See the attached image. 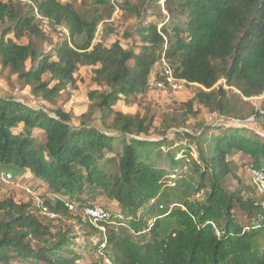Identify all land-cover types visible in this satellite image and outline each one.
Here are the masks:
<instances>
[{"label": "trees", "instance_id": "1", "mask_svg": "<svg viewBox=\"0 0 264 264\" xmlns=\"http://www.w3.org/2000/svg\"><path fill=\"white\" fill-rule=\"evenodd\" d=\"M25 1L0 3L2 69L16 77L21 90L29 87L34 98L52 105L63 91L77 88L81 68L92 69L97 89L88 93L90 105L77 126L62 108L46 112L0 96V174L30 173L61 198L44 201L60 218L71 215L66 199L102 194L128 215L152 216L154 223L140 232L133 225L114 230L102 222L103 233L85 221L106 238L112 264H264V195L247 199L242 195L247 189L230 193L225 188L227 178L235 177L229 160L235 153L251 158L254 170H264L259 135L237 127L214 135L212 127L203 126L199 135L176 133L173 147L150 144L137 137L151 134L154 118L117 109L120 102L135 105L146 96L164 59L177 79L200 87L180 105L183 117L197 118V103L223 118L255 116L264 129V114L251 105L248 115L237 114L239 105L229 91L217 87L223 79L240 92L241 105L264 95V0H165L170 27L145 20L148 6L154 5L157 18L163 14L157 0L139 8L128 1L118 7L98 1L108 17L115 10L139 17L134 49L119 41L111 47L96 43L98 14L86 16L61 0ZM35 8L51 24L66 27L69 37L41 29ZM50 35L59 41L45 52ZM23 39L28 43L21 44ZM95 120L119 138L93 126ZM20 125L24 130L14 132ZM36 129L44 136L41 147L32 139ZM207 190L204 200L194 199ZM236 208L247 214L248 226L236 217ZM40 217L33 200H0V264H81V255L65 241H55Z\"/></svg>", "mask_w": 264, "mask_h": 264}, {"label": "rangeland", "instance_id": "2", "mask_svg": "<svg viewBox=\"0 0 264 264\" xmlns=\"http://www.w3.org/2000/svg\"><path fill=\"white\" fill-rule=\"evenodd\" d=\"M34 2L40 0H33ZM100 0H71L69 5L73 6L79 13L89 15H99L101 22L98 27V40L106 47H111L114 43L120 42L125 49H134L136 47L135 29L140 22L139 17L133 15L125 10H115L112 17H108L106 7L97 4ZM110 4L116 5L122 2L128 1L133 7H141L144 1L147 0H106ZM155 1V0H153ZM157 8L162 9V15L157 18V10L154 7L148 6V16L145 19L147 22H156L158 24L166 23L172 26L173 21L168 16V13L164 9L165 0H157ZM23 5H27L24 1H21ZM35 4V3H34ZM36 5V4H35ZM151 7V8H150ZM2 29L0 28V34ZM59 41V37L50 35L48 42L43 46L45 52H48ZM21 44H27L28 40L23 39ZM158 68V66H157ZM159 70V68H158ZM157 70V71H158ZM92 69L81 68L77 74V88L66 89L62 92L59 98L56 100V104L52 105L43 102L40 99L34 98L30 93V88L27 87L23 90L20 89L16 77L11 75L8 70H3L0 65V96L12 98L20 102L26 103L28 106L36 109L44 108L47 111H52L56 108H62L63 110L72 113L74 116V125L77 126L80 122V116L88 110L90 102L88 100V93L97 87L92 82ZM223 86L225 90L229 91L232 100H234L239 109L237 114L248 115L251 111L249 105H251L258 113L264 114V95L254 97L251 99H243L245 104H240L239 99L240 92L235 89H230L225 85V81L221 79L218 82L217 87ZM200 90L197 85L188 86L182 92H172L170 90H154L149 91L146 96L142 97L135 105H125L119 103L117 109L127 115H149L154 118L153 130L147 137L138 138L142 141L150 144L158 141L166 142L170 147H173V141H176L175 134L190 133L201 134L203 126L212 127L214 135H221L228 127L246 128L250 132L259 135L260 139L264 142V129L258 124L255 116H250L244 121L237 118H223L218 114L211 113L209 110L200 106L194 105V110L199 112L197 118H185L183 117L182 108L180 105L189 102L194 94ZM111 121H109V125ZM100 130H103L106 134L113 137H118L117 132L107 130L102 127L101 122L95 120L92 124ZM24 130V126L20 125L14 129V132ZM167 130V131H166ZM119 138V137H118ZM127 138H132L127 136ZM32 139L35 141L38 147H41L44 143V136L38 129L32 132ZM153 147V146H150ZM121 148L120 146L118 147ZM109 154L106 153V156ZM162 160L167 161L165 156H162ZM231 166L235 177L229 176L225 188L228 192L233 193L243 187L248 191L243 193L244 198H250L249 194H254L255 197H261L262 193L258 186L255 184L253 170L257 167L255 162L242 154L235 153L229 157ZM164 167H167L164 164ZM112 167L108 168L111 171ZM12 173L10 171H4ZM14 175V174H13ZM16 177V176H14ZM30 188L31 194H27L25 189ZM0 191H5L10 197L15 198L17 202L34 201L36 197H40L44 202L45 200L53 201L55 194L47 188L42 182L36 181L32 176L20 175L16 177L15 185L5 184L0 181ZM209 190L202 192L194 199L204 200L208 196ZM35 195L36 197H34ZM19 197V198H17ZM4 198V197H2ZM258 199V198H256ZM1 200V199H0ZM71 201L80 204L81 206H98L103 207L112 216L110 228L114 230H120L121 228H129V225L137 232L143 230V228L149 227L154 223L153 217L148 214L145 215L140 212L137 216H131L121 210L119 204L115 202L108 195H98L97 197H91L85 195L82 198H73ZM144 215V216H143ZM235 215L243 226H248L249 218L247 214L236 208ZM83 213L80 215H68L62 216L56 221H48L44 217H40L43 223L49 225L52 229V233L55 237V241H65L71 247L70 249L75 253L81 255V264H106L105 257L109 256V253L105 251L103 254L100 252V245L104 241V236L100 233H96L92 226L90 227L84 219ZM144 219V222L142 221ZM89 223V222H88ZM143 223V224H142ZM139 234V233H137ZM139 240L140 237L136 236ZM147 237L142 236L141 240H145ZM260 243L264 247V234L260 237ZM87 244V246H86ZM36 245V244H35ZM12 264H26L18 261L12 262ZM33 264V263H31Z\"/></svg>", "mask_w": 264, "mask_h": 264}, {"label": "built area", "instance_id": "3", "mask_svg": "<svg viewBox=\"0 0 264 264\" xmlns=\"http://www.w3.org/2000/svg\"><path fill=\"white\" fill-rule=\"evenodd\" d=\"M9 1H24L25 0H0V3H7ZM71 0H61L63 4L69 3ZM34 15L36 18V22L38 23L39 27L43 29L44 31H51L57 35H66L69 37V32L64 26L59 25H53L50 23V21L43 17L37 8H35ZM96 43H100V40H98V37L95 41ZM159 70L158 72H154L152 74V79L149 83V91L154 90H170L172 92H182L184 91L188 86H193L194 84H188L184 80L177 79L174 76L173 71L167 64V62L163 59L161 64L158 66ZM157 73H159L157 75ZM253 176L255 184L258 186L259 190L261 191L262 195H264V170L263 171H256L253 170ZM0 181L9 184V185H15L16 183V177L12 173H1L0 174ZM27 194H33L30 188L25 189ZM36 197L35 195H33ZM56 199H61L59 196H54ZM66 207L68 211L72 215H80L83 213L84 219L89 221L94 227L101 230L103 233L106 232L105 227L100 226L101 223H107L111 224L109 222L112 218L110 213H108L103 207L98 206H81L78 203H75L71 200L66 199ZM34 206L37 209L38 213L47 219L48 221H56L60 219V216L52 212L48 206L45 205V203L41 200L40 197H36L34 199ZM107 246L106 238H104V241L100 245V252L103 254ZM106 264H112V259L109 256L105 257Z\"/></svg>", "mask_w": 264, "mask_h": 264}, {"label": "crops", "instance_id": "4", "mask_svg": "<svg viewBox=\"0 0 264 264\" xmlns=\"http://www.w3.org/2000/svg\"><path fill=\"white\" fill-rule=\"evenodd\" d=\"M158 66V65H157ZM157 66L155 67V69H154V72H158L157 70H158V68H157ZM27 176H32L30 173H28V174H26ZM25 175V176H26ZM32 178H33V176H32ZM36 180V179H35ZM36 181H38V180H36ZM40 182V181H39ZM2 197H10V195H8L5 191H0V199H2ZM17 198H19V197H17ZM15 199V198H14ZM16 200V199H15Z\"/></svg>", "mask_w": 264, "mask_h": 264}]
</instances>
